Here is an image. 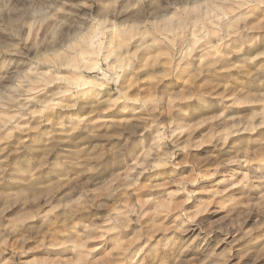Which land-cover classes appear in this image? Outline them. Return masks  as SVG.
<instances>
[{"label":"rangeland","instance_id":"1","mask_svg":"<svg viewBox=\"0 0 264 264\" xmlns=\"http://www.w3.org/2000/svg\"><path fill=\"white\" fill-rule=\"evenodd\" d=\"M0 264H264V0H0Z\"/></svg>","mask_w":264,"mask_h":264},{"label":"bare ground","instance_id":"2","mask_svg":"<svg viewBox=\"0 0 264 264\" xmlns=\"http://www.w3.org/2000/svg\"><path fill=\"white\" fill-rule=\"evenodd\" d=\"M217 17V16H216ZM122 42V41H121ZM120 44V43H119ZM80 57H81V54H80ZM70 63L73 65L74 64V61L73 60H70ZM95 67H98V64L97 62L95 63Z\"/></svg>","mask_w":264,"mask_h":264}]
</instances>
